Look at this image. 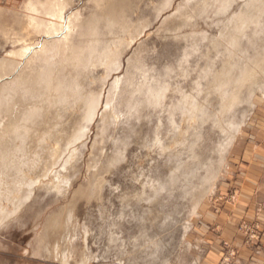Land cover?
<instances>
[{"label":"rangeland","instance_id":"374dc122","mask_svg":"<svg viewBox=\"0 0 264 264\" xmlns=\"http://www.w3.org/2000/svg\"><path fill=\"white\" fill-rule=\"evenodd\" d=\"M68 1L71 6L64 12L61 31L41 35L31 48L39 51L44 42L62 39L71 14L89 16L92 0ZM46 2L0 0V60L23 46L14 42L22 36L21 24L27 17L42 20L46 26L59 25V20L47 18L40 10ZM129 2L133 10L128 14L137 32L101 36L94 53L87 57L89 67L68 80L71 87L64 93L69 102L54 108L41 124L37 122L35 138L21 143L31 159L34 156L42 162L44 152L37 148V139L49 130L45 142L58 132L70 140L74 126L86 125L83 105L100 97L98 114L76 143L79 154L77 150L75 161L67 165L70 186L62 194L36 191L20 217L0 229V264H206L211 246L207 237L211 223L206 220L232 210L234 202L241 201L237 192L247 178L264 181V165L259 168L260 178L250 172L254 157L264 159V92L256 90L246 97V91L234 85L222 86L228 92L221 104L211 80L215 74L220 85L229 79L225 71L238 61L240 53L237 47L226 57V40L235 17L245 13L253 0H227L225 11L218 0ZM256 18L262 34H251L249 29L239 45L248 58L262 63L264 7ZM108 52L113 53L108 56ZM54 53L55 49L49 52ZM110 63H117L119 69L113 71ZM115 77L123 80L112 103L121 119L110 125L101 140L99 118ZM148 85L157 87L149 94ZM162 87L160 96L154 94V89ZM143 99L146 106L126 120L130 107ZM192 104L205 111L206 117L198 112L187 129L181 117ZM172 128H180L181 136H172ZM66 155L58 158V167ZM32 174L36 178L44 172L35 169ZM236 230L249 259L221 239L218 264H264L259 223L241 221ZM38 238L44 239L46 247L37 256Z\"/></svg>","mask_w":264,"mask_h":264},{"label":"bare ground","instance_id":"6f19581e","mask_svg":"<svg viewBox=\"0 0 264 264\" xmlns=\"http://www.w3.org/2000/svg\"><path fill=\"white\" fill-rule=\"evenodd\" d=\"M218 1L223 10L228 7L227 0ZM91 2L93 6L89 16L82 18L78 12L71 14L68 18L65 36L51 44L44 42L42 44L44 47L36 51L31 47L39 43L41 35H54L61 31L64 12L71 6L68 0H47L40 10L47 18L59 20V25L46 26L42 20L27 17L21 24L20 33L22 36L14 42L18 46H23L19 51H11L9 56L0 60V83L8 79L5 84L0 86V229L20 217L26 206L33 201L36 191L45 190L46 192L62 194L70 186L71 180L66 168L76 157L78 150L76 143L85 136L88 128L86 125L90 124L99 112L100 97L93 98L83 105L86 125L74 126L72 131L73 129L75 131L70 140L67 141V136L58 132L45 142L44 140L50 135L49 130L43 133L46 138L37 139V148L41 147L44 152L42 162H39V159L34 158V156L31 159L28 152L23 150L21 143L35 138L34 135L37 132L35 125H39L37 122L41 124L49 113H53L54 108H59L69 102V98L64 93L66 89L71 87L68 80L82 75L89 67L87 57L94 53L95 45L100 43L99 38L101 36L113 35L116 31L124 35L132 31L137 32L138 27L132 25L128 14L133 10L129 0H92ZM263 7L264 0H253L251 7L245 13H239L235 20L233 19L232 34L226 40L227 44L224 49L227 57L231 56L234 49L238 47L239 59L237 58L238 61L228 65L225 72L228 71L229 79L226 83L220 85L217 78L219 76H215V73L211 78L214 90L220 94L218 102L221 104L227 99L226 91L221 89L222 86L234 85L239 91H246V97L256 90L264 92V62L261 63L262 60L260 59L257 63L255 57L248 58L245 48L239 45L241 37L245 36L247 30L250 29L251 34H257L261 31V25L256 15L262 11ZM3 33L5 36V32ZM260 33L262 34V32ZM250 40L252 41V39ZM121 43H125L123 38ZM49 45L55 46L52 48ZM251 46H254V43ZM54 49L55 53L50 55L49 52ZM33 51L34 53L28 58L16 77L9 80L10 76L23 65V59L27 58ZM111 53L113 52H108V56ZM57 59L58 61H56ZM239 61H243V63ZM55 62L57 63L56 70L52 71ZM109 67L113 71L119 69L117 63L114 65L110 63ZM71 69L72 71H70ZM210 73V69L206 71L208 77ZM60 76L63 77L62 81L58 79ZM122 81L115 77L109 84L106 94L107 102L99 118L98 134L101 140L105 137L110 125L117 124L121 119V115L113 110L112 103L118 96ZM155 87L157 85H148L147 93H152V89ZM163 88L154 89L153 91L156 92L154 94L160 96ZM187 102L189 103V101ZM145 106L146 99L137 100L124 117H127L126 120L133 118ZM198 112L201 113L200 117H206L205 111L199 110L196 105L186 106L181 119L187 125V129L191 126L192 120L194 122L197 120ZM57 115L60 117V114ZM169 131L172 136H181L182 134L180 128H172ZM159 147L164 150L161 147L160 139ZM63 153H67L66 160L62 166L58 167L57 160ZM77 154H79V150ZM53 167L55 168L53 169ZM56 168H60V171ZM35 169H39L44 174L41 177H32V172L35 174ZM43 240V238H38L36 241L35 253L37 256L46 247ZM54 250L58 251L57 247ZM63 262L66 263L67 258Z\"/></svg>","mask_w":264,"mask_h":264},{"label":"crops","instance_id":"0c3cea01","mask_svg":"<svg viewBox=\"0 0 264 264\" xmlns=\"http://www.w3.org/2000/svg\"><path fill=\"white\" fill-rule=\"evenodd\" d=\"M251 165L250 172L253 173L255 177L257 176L260 178L262 173L259 168L264 165L262 155H260L259 158L254 157ZM237 193L241 198V201L234 202L235 206L232 210L229 209L230 211L227 210L218 215H212L210 219L206 220L211 223L208 229L210 232L208 231L209 234L207 235L211 246L206 255V264L219 263L221 254L218 250V245L221 239H227L233 247L239 248L241 251L240 253L244 256L243 258L245 260L249 259V252L242 248V238L236 230L237 225L241 221H257L262 229L261 242L264 244V181L247 178L241 183L239 192ZM212 232L217 233L219 236L210 235Z\"/></svg>","mask_w":264,"mask_h":264}]
</instances>
